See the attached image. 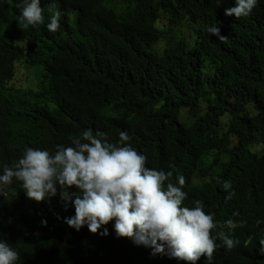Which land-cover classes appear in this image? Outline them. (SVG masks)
<instances>
[{
  "label": "trees",
  "instance_id": "16d2710c",
  "mask_svg": "<svg viewBox=\"0 0 264 264\" xmlns=\"http://www.w3.org/2000/svg\"><path fill=\"white\" fill-rule=\"evenodd\" d=\"M51 2L40 0L44 24L22 30V0H0V174L26 147L54 153L87 129L113 143L126 131L147 167L171 170L174 184L185 177V206L202 200L218 225L246 222L223 229L234 249L217 238L212 261L195 264H264V0L239 19L225 15L234 0H55L56 32ZM215 25L224 41L206 31ZM20 72L34 88L16 85ZM74 215L59 188L41 202L15 178L0 190V237L20 253L16 264H190L116 237L114 221L77 231L65 222Z\"/></svg>",
  "mask_w": 264,
  "mask_h": 264
},
{
  "label": "clouds",
  "instance_id": "9594fccd",
  "mask_svg": "<svg viewBox=\"0 0 264 264\" xmlns=\"http://www.w3.org/2000/svg\"><path fill=\"white\" fill-rule=\"evenodd\" d=\"M234 2L235 6L226 7L224 11L225 15H234L237 19L249 16L258 4V0ZM15 6L20 9L17 22L22 30L44 24L40 0H22ZM48 11L51 16L47 29L56 32L60 28L61 12L55 0L49 3ZM157 25L175 29L172 26L175 24L168 20H158ZM206 31L221 41L226 39L216 25ZM69 139L71 146L58 144L54 153L26 147L12 165H3L0 190L15 178L21 182L27 198L41 202L55 196L59 188L60 198L71 201L75 208V215L65 218L69 227L79 231L86 224L88 230L96 234L102 226L114 221L116 237L151 246L153 254H166L190 264L198 259L201 263L211 262L221 246L216 243L217 238L229 251L239 244L238 239L223 229L231 232L244 227L246 222L229 219L218 225L214 214L204 211L202 200H194L193 207L185 206V177L178 175L174 184L171 170L147 167V157L127 143L130 137L126 131L119 133L116 143L109 141L107 133L94 134L91 129ZM206 182L210 180L206 178ZM223 187L228 190L231 183L225 181ZM73 188L76 191H71ZM233 195L234 192H229L225 199ZM41 224L46 225V221L42 220ZM216 229L220 230L214 237L212 231ZM99 234L107 236L108 229L104 227ZM11 243L9 238L0 237V264H16L20 259V253ZM259 245L258 251L264 254V238L259 240Z\"/></svg>",
  "mask_w": 264,
  "mask_h": 264
},
{
  "label": "rangeland",
  "instance_id": "374dc122",
  "mask_svg": "<svg viewBox=\"0 0 264 264\" xmlns=\"http://www.w3.org/2000/svg\"><path fill=\"white\" fill-rule=\"evenodd\" d=\"M186 26H187L186 23L176 24V28L175 29L179 30L180 28H182V29L185 30ZM166 42H167V40L163 39V42H162L163 46H164V44H166ZM15 80H16V85H22L23 87H25L24 84L26 83V87H33V86L35 87V76L32 73H27L26 72L24 74L23 72H20V73H18V75H16ZM15 98L18 101V99L20 98V93L19 92H18V95H16Z\"/></svg>",
  "mask_w": 264,
  "mask_h": 264
}]
</instances>
